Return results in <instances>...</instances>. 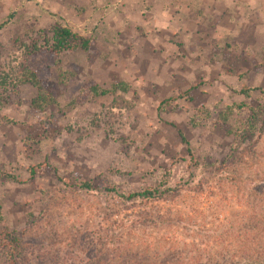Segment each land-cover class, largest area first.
I'll return each instance as SVG.
<instances>
[{
	"label": "rangeland",
	"instance_id": "obj_1",
	"mask_svg": "<svg viewBox=\"0 0 264 264\" xmlns=\"http://www.w3.org/2000/svg\"><path fill=\"white\" fill-rule=\"evenodd\" d=\"M4 22L0 70L29 65L59 106L33 109L28 83L3 95L0 235L15 231L20 245L0 246V264H227L260 249L243 246L242 229L264 213L251 191L264 190V0H0ZM55 23L91 41L58 67L19 47ZM60 71L75 79L55 86ZM90 81L130 89L65 109ZM231 103L245 106L220 124ZM250 107L261 133L238 141L227 130ZM146 187L161 196L127 198Z\"/></svg>",
	"mask_w": 264,
	"mask_h": 264
},
{
	"label": "trees",
	"instance_id": "obj_2",
	"mask_svg": "<svg viewBox=\"0 0 264 264\" xmlns=\"http://www.w3.org/2000/svg\"><path fill=\"white\" fill-rule=\"evenodd\" d=\"M12 15H8V19L11 18ZM5 24L1 23L0 27ZM49 34H45L44 31L38 30L39 37L30 38V43L20 42L19 47L23 49V52L27 56H34L46 53L48 55L49 61L51 62L53 67H58L61 64L60 54L67 51H73L76 48H81L84 51H88L91 46V41L89 37L82 36L81 34L73 31L68 26H64L58 23L52 24L49 27ZM20 38L19 36L16 39ZM15 40V39H14ZM56 85L65 84L67 82L68 77L72 80L75 79V73L68 71H60L57 75ZM28 83L32 85L36 89V95L33 97L29 104L33 109L43 110L44 107L49 105H57L59 106L56 97L53 95L52 88L49 85L43 86L41 84L40 79L38 78L36 72L31 69V67L25 63L20 64V66L16 70H10V72L4 73V71L0 70V107L4 104L5 100L3 98L4 93L9 92V89H12L16 92L17 87L20 84ZM130 89V85L124 81H117L114 83H110L107 86H100L93 81L82 84L79 87L78 92L64 105L65 109H70L76 106V104L83 103L86 100L88 95H92L95 97L105 96V95H114L117 92L126 93ZM252 88L244 85L239 92L243 95L248 96ZM261 90V89H259ZM262 92V91H261ZM170 100V98L164 99L159 103V107L162 106L166 101ZM245 105L243 103H231L224 106L217 113V120L220 124H226L230 116L234 113L235 110H241ZM205 108L199 107L195 109L194 115H192L189 119L191 125H196L199 120L198 117L204 118L205 116ZM8 121V119H7ZM10 121V120H9ZM97 119H92L88 124L91 127H97ZM263 119H261L260 113L258 114V108H249V114L246 119L241 121L240 125L236 127H230L227 130V133L232 135L238 141H244L246 139H250L255 133H261L262 130ZM181 140L185 142V138L182 133L178 131ZM109 138H111L110 133L107 134ZM186 143V142H185ZM46 163H39L38 165H33L27 168L29 173V179H33V177L38 172H43L46 168ZM11 180H15L14 176L7 175ZM64 184H68L67 180H63ZM77 185L85 190H89L92 188V185L88 181L78 182ZM109 190L113 192H117L115 188L111 187ZM253 192L254 198H258L259 202L264 204V190L261 187H254L251 189ZM249 191V194L251 193ZM158 192L157 187L144 188L138 192H132L128 194V199H136L139 197L150 198L161 196ZM158 198V197H157ZM264 206V205H263ZM258 211L257 214H252L250 218H248L249 225L244 224L245 226L242 229V237L244 238L243 246H252L257 244L264 243V213ZM262 215V216H261ZM261 216V217H260ZM263 218V219H262ZM2 220V213L0 210V221ZM256 241H261L256 244ZM20 245V238L15 231H7L5 230L0 235V246L5 251L8 250H17L16 248ZM249 247H246L248 249ZM257 248V247H256ZM10 259H12V253L9 254ZM264 244L260 245L257 249H253L252 251L245 252V256L242 258L243 262L240 263V260H231L230 263L227 264H264ZM12 264H16L13 260Z\"/></svg>",
	"mask_w": 264,
	"mask_h": 264
}]
</instances>
